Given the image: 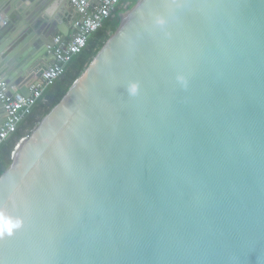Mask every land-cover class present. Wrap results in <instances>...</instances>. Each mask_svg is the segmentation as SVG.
I'll return each mask as SVG.
<instances>
[{
	"label": "water",
	"instance_id": "water-1",
	"mask_svg": "<svg viewBox=\"0 0 264 264\" xmlns=\"http://www.w3.org/2000/svg\"><path fill=\"white\" fill-rule=\"evenodd\" d=\"M62 1L0 0L8 95ZM38 125L0 176V264H264V0H138Z\"/></svg>",
	"mask_w": 264,
	"mask_h": 264
},
{
	"label": "built area",
	"instance_id": "built-area-1",
	"mask_svg": "<svg viewBox=\"0 0 264 264\" xmlns=\"http://www.w3.org/2000/svg\"><path fill=\"white\" fill-rule=\"evenodd\" d=\"M73 9L71 20L72 33L69 39L62 34L55 38V45L49 47L54 54V61L41 72L38 84H31L30 96H25L17 89L10 96L9 84L0 75V99L4 103L7 121L0 128V147L18 129L33 107L43 96L44 91L61 77L74 56L81 53L88 45L89 38L99 30L105 19L116 14L122 0H68Z\"/></svg>",
	"mask_w": 264,
	"mask_h": 264
},
{
	"label": "trees",
	"instance_id": "trees-1",
	"mask_svg": "<svg viewBox=\"0 0 264 264\" xmlns=\"http://www.w3.org/2000/svg\"><path fill=\"white\" fill-rule=\"evenodd\" d=\"M128 1L130 0H122L116 14L105 19L102 27L89 38L87 47L73 57L67 65L65 73L44 91L43 96L33 107L32 112L20 123L17 131L2 144L0 147V176L12 163L14 148L21 138L33 132L39 122L62 100L75 79L85 70L86 65L90 64L91 57L95 56L105 46L109 34L117 30L121 22L118 13L122 10V5ZM135 2L136 0H133L129 7Z\"/></svg>",
	"mask_w": 264,
	"mask_h": 264
},
{
	"label": "crops",
	"instance_id": "crops-1",
	"mask_svg": "<svg viewBox=\"0 0 264 264\" xmlns=\"http://www.w3.org/2000/svg\"><path fill=\"white\" fill-rule=\"evenodd\" d=\"M55 4H56L55 14L63 13V15H65V13H66L65 22H61L59 24V27H62L64 29V31H67L68 32V36H64L63 33L59 29H58L59 30L58 34H62L64 37L69 39L70 36H71L72 30H73L72 25H71V20H72V17H73L72 6H71V4H68L65 0L60 2V3H58V4L57 3H55ZM43 64H45V65H47L49 67L47 60H44ZM3 115H5V113Z\"/></svg>",
	"mask_w": 264,
	"mask_h": 264
},
{
	"label": "rangeland",
	"instance_id": "rangeland-1",
	"mask_svg": "<svg viewBox=\"0 0 264 264\" xmlns=\"http://www.w3.org/2000/svg\"><path fill=\"white\" fill-rule=\"evenodd\" d=\"M132 1L133 0H130V1H128V2H126L124 5H122V7H121V11L118 13V16H120V18H125V14H127V13H130L132 10H133V8H134V5H136V3L138 2V0H136V2L131 6V7H129L131 4H132ZM114 33V32H113ZM113 33H110L109 34V37L111 36V35H113ZM97 55V54H96ZM95 55V56H96ZM95 56H93V57H91V59L93 60V58L95 57ZM91 63V62H90ZM89 66V64L88 65H86V67H85V69L87 68ZM84 71V70H83ZM82 71V72H83ZM81 72V73H82ZM41 122V121H40ZM39 122V123H40ZM39 127V125H37L36 126V128H38ZM35 128V129H36ZM35 129H34V131H35ZM33 131V132H34ZM33 132H31L27 137H29V136H31L32 135V133ZM26 137V136H25ZM22 139V138H21ZM8 169V168H7Z\"/></svg>",
	"mask_w": 264,
	"mask_h": 264
},
{
	"label": "bare ground",
	"instance_id": "bare-ground-1",
	"mask_svg": "<svg viewBox=\"0 0 264 264\" xmlns=\"http://www.w3.org/2000/svg\"><path fill=\"white\" fill-rule=\"evenodd\" d=\"M131 16V12L130 13H127V14H125V19H129V17ZM65 39H66V37H64Z\"/></svg>",
	"mask_w": 264,
	"mask_h": 264
}]
</instances>
